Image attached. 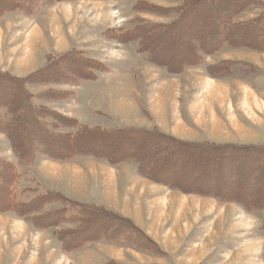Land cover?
Masks as SVG:
<instances>
[{"label":"rangeland","instance_id":"obj_1","mask_svg":"<svg viewBox=\"0 0 264 264\" xmlns=\"http://www.w3.org/2000/svg\"><path fill=\"white\" fill-rule=\"evenodd\" d=\"M20 1L15 11L5 8L0 15L1 72L26 76L49 57L70 50L95 66L94 78L89 80L75 82L67 75L55 83L27 86L36 96L34 104L90 126H157L184 141L264 143V52L224 46L203 55L198 65L174 74L148 61L139 44L126 35L118 37L134 24L171 23L172 9L182 0ZM213 15L205 16L198 27L180 29L176 51L158 50L154 39L159 43L169 33L162 38L156 28L146 27L151 40L145 43L162 56L179 55L180 41L189 33H202L209 19L218 23L220 16ZM218 26L217 30L223 27ZM223 60L236 61L230 72L211 68ZM31 135L32 131L30 138L24 136L34 143ZM127 146L124 143L119 151ZM145 155L151 162L161 158L149 151ZM184 155L178 153L161 174L168 177L174 172L168 180L174 178L180 187L192 183L186 163L180 162ZM0 161L16 170L17 200L46 190L60 191L130 219L157 246L150 252L139 251L97 235L79 247L65 248L56 232L75 224L37 229L12 212H2L0 264H264V209L249 211L236 202L170 187L139 175L133 162L113 165L85 156L54 160L39 154L32 164L21 166L1 132ZM181 164L183 172L177 169ZM96 230L92 226L87 233Z\"/></svg>","mask_w":264,"mask_h":264},{"label":"trees","instance_id":"obj_2","mask_svg":"<svg viewBox=\"0 0 264 264\" xmlns=\"http://www.w3.org/2000/svg\"><path fill=\"white\" fill-rule=\"evenodd\" d=\"M233 1L235 3L231 0H182L172 9L175 19L171 23L159 26L134 24L118 37L126 35L129 40L139 44V50L146 54L148 61L174 74L186 67L198 65L203 55L218 52L224 46L264 52V32L261 31L264 30V0ZM18 4L22 2L0 0V15L5 8L15 11ZM252 11H257L252 17H241L245 12ZM209 13H214V17L220 16L218 23L209 19L206 21L207 29L202 33H189V38L180 41L182 46L179 55L162 56L145 43L147 39L151 40V33L147 34L149 29L156 28L162 38L169 33L159 43L154 39L158 50L168 48L176 51L178 34H181L179 30L198 27ZM217 24L223 27L217 30ZM246 28L250 29L245 32ZM234 63L236 61L223 60L210 67L214 70L218 66L223 72H230ZM92 71H95L94 63L79 56L76 50L67 51L59 57H49L47 63L26 76L0 71V132L9 140L21 166L32 164L39 154L54 160L85 156L102 159L113 165L133 162L137 165L139 175L170 187L200 195L209 194L221 201L236 202L249 211L264 209V143L184 141L171 137L157 126L152 129L90 126L73 118L60 117L47 107L34 104L36 96L27 87L55 83L67 75L75 82L89 80L94 78ZM31 131L34 143L32 139L28 141ZM124 143L128 145L127 148L119 151ZM149 144L153 147H149ZM146 151L152 152L154 156L161 154V158L151 162L145 155ZM178 153L185 154L180 162L186 163V170L192 174V183L182 187L174 178L173 182L169 181L176 175L174 172H170L168 177L161 175ZM24 157L28 162L24 163ZM0 166V213L12 212L37 229L55 228L61 223L75 224L72 228L56 232L65 248L79 247L97 235H104L110 241H117L123 246L130 245L139 251L150 252L154 249L153 240L139 226L101 205L73 200L56 190L38 192L29 199L17 200L13 187L18 178L15 168L2 161ZM177 169L180 172L185 170L182 164ZM248 187L251 188L247 190ZM92 226H96L97 230L94 234H88Z\"/></svg>","mask_w":264,"mask_h":264},{"label":"bare ground","instance_id":"obj_3","mask_svg":"<svg viewBox=\"0 0 264 264\" xmlns=\"http://www.w3.org/2000/svg\"><path fill=\"white\" fill-rule=\"evenodd\" d=\"M204 12V11H203ZM185 43V42H184ZM182 46V45H181ZM185 50V49H184ZM190 50V49H189ZM172 55V54H171ZM137 147V146H136ZM151 147V146H150ZM153 147V146H152ZM150 149V148H149ZM154 151V150H153ZM152 153V152H151ZM182 159V158H180ZM236 160V159H235ZM190 163V162H189ZM203 164V163H202ZM240 166V165H239ZM180 173V172H179ZM187 173V172H186ZM178 181V180H177ZM261 196V195H260ZM259 197V196H258Z\"/></svg>","mask_w":264,"mask_h":264}]
</instances>
